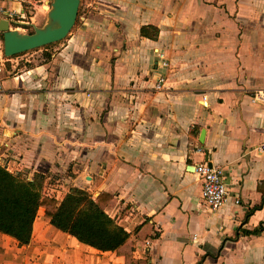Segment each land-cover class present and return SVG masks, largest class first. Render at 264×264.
<instances>
[{
	"label": "crops",
	"instance_id": "0c3cea01",
	"mask_svg": "<svg viewBox=\"0 0 264 264\" xmlns=\"http://www.w3.org/2000/svg\"><path fill=\"white\" fill-rule=\"evenodd\" d=\"M44 5L1 3L0 22L16 30L5 13L24 11L17 32L42 28ZM79 7V23L47 61L0 59V164L29 181L43 177V194L57 201L71 187L112 195L105 212L129 234L137 260L264 264V153L254 152L264 142V104L248 96L264 89V0ZM142 26L158 37H142ZM19 59L10 76L4 63L15 69ZM203 162L224 171L230 200L216 212L201 199L194 168ZM0 264L125 263L55 229L39 209L28 245L0 233Z\"/></svg>",
	"mask_w": 264,
	"mask_h": 264
},
{
	"label": "trees",
	"instance_id": "16d2710c",
	"mask_svg": "<svg viewBox=\"0 0 264 264\" xmlns=\"http://www.w3.org/2000/svg\"><path fill=\"white\" fill-rule=\"evenodd\" d=\"M158 33L153 26L140 28V35L152 40ZM43 181L40 176L26 180L0 164L1 234L14 239L20 246L28 245L37 212L42 209L52 227L79 243L101 252H114L125 264H149L133 257L134 243L129 234L106 214L105 208L115 203L112 195L100 193L93 197L86 190L71 187L62 200L57 201L43 194Z\"/></svg>",
	"mask_w": 264,
	"mask_h": 264
},
{
	"label": "water",
	"instance_id": "95a60500",
	"mask_svg": "<svg viewBox=\"0 0 264 264\" xmlns=\"http://www.w3.org/2000/svg\"><path fill=\"white\" fill-rule=\"evenodd\" d=\"M48 6L46 25L34 28L29 34L11 30L5 20L0 22L4 58H12L66 39L75 25L80 0H50Z\"/></svg>",
	"mask_w": 264,
	"mask_h": 264
},
{
	"label": "built area",
	"instance_id": "2783aa9c",
	"mask_svg": "<svg viewBox=\"0 0 264 264\" xmlns=\"http://www.w3.org/2000/svg\"><path fill=\"white\" fill-rule=\"evenodd\" d=\"M48 2V1H47ZM1 3H10V4H19L24 6V10L35 11L37 7L42 4V0H0ZM0 12L2 10L0 9ZM7 20L13 24H16V30L22 29L24 30V24H21L23 21L24 11L19 12L17 14L15 11H7L6 13ZM156 61L157 67L165 71L169 67V63L165 58L163 52L156 50ZM165 82V78L163 75H159L156 80L155 90H161L163 84ZM252 102H260L264 104V89L256 90L250 92L248 95ZM254 152L256 155H261L264 153V142L259 144ZM195 174L198 176L202 190H201V199L202 202L209 210L216 212L222 207H224L227 202L230 200L228 191L226 189L223 177L224 171L222 167L218 165H212L208 162H203L194 168ZM234 204L238 205L239 201L234 199Z\"/></svg>",
	"mask_w": 264,
	"mask_h": 264
},
{
	"label": "rangeland",
	"instance_id": "374dc122",
	"mask_svg": "<svg viewBox=\"0 0 264 264\" xmlns=\"http://www.w3.org/2000/svg\"><path fill=\"white\" fill-rule=\"evenodd\" d=\"M48 2L50 1V0H47ZM85 1L86 0H80V3H81V5L83 4V5H85ZM41 5V4H40ZM49 8H48V6L47 5H44L43 7H42V9L41 10H48ZM82 11H81V9H80V7H79V10H78V14L80 15V14H82L81 13ZM76 21H77V24L79 23V19H78V16H77V19H76ZM75 26V25H74ZM74 30V27L72 28V30L70 31V33L72 32ZM33 30L32 29H27L26 30V32H19V33H21V34H29V33H31ZM69 36V35H68ZM1 39V38H0ZM65 40V39H64ZM64 40L63 41H61V42H59V43H56V44H53V45H51L50 47H48L46 50L47 51H45V49L44 48H40V49H37V50H33V51H29V52H26V53H24V54H22V55H20V56H18V57H21V56H23V55H25V54H28L27 56H25V58H30L31 60H34V63H36V64H39V63H43V62H45V61H47L48 59H49V57H50V54H52V53H55V48H59V46H60V44L61 43H63L64 42ZM0 43H1V48H0V59H1V61L2 62H4V60H6V58H4V56H3V53H2V39L0 40ZM34 52H36V53H34ZM34 53V54H33ZM156 56V55H155ZM12 59H14V58H12ZM0 61V62H1ZM24 64V61H21L20 59H19V63H17V65L15 64V63H13V65L14 66H16L15 67V69H11V64L10 63H4V65H6V68H8L9 69V71L11 72V74H10V76L11 75H16L17 73H18V68L19 67H21L22 65ZM25 65L27 66L28 64H26L25 63Z\"/></svg>",
	"mask_w": 264,
	"mask_h": 264
}]
</instances>
